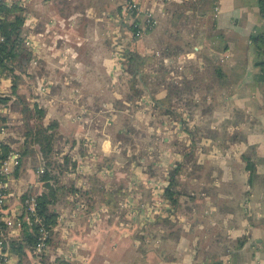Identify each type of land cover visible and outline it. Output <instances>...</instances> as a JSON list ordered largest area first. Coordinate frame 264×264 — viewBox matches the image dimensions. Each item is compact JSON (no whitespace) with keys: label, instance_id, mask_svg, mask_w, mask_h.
<instances>
[{"label":"crops","instance_id":"crops-1","mask_svg":"<svg viewBox=\"0 0 264 264\" xmlns=\"http://www.w3.org/2000/svg\"><path fill=\"white\" fill-rule=\"evenodd\" d=\"M121 1L3 0L22 7V33L31 38L28 73L39 67L43 77L56 83L57 98L77 89L81 99L93 105L94 100L106 97L102 89L108 85L111 69H122L110 42L114 32L130 30L121 14ZM149 5L157 15V25L145 33L146 47L136 42L127 49L141 58L139 62L127 58L125 66L133 68L131 74L149 71L146 59L154 53L153 34L161 37L163 54L156 60L163 70L162 76L157 73L159 92L150 93L161 100H189V107L173 110L178 118L167 119L160 108L153 114L146 104L142 109V104L128 108L130 92L115 90L110 96L112 108L106 109L112 121L104 125L112 133H106L104 142L117 146L130 125L138 126L136 119H145L143 129H158L162 142L175 139L179 144H191L195 153L191 163L198 164L197 168L204 166V170L188 171L185 176L173 173L175 179L196 180L195 186L187 190L191 198L183 199L188 206L186 214L174 208L164 195L171 169L180 163L182 154L166 148L156 162H144L160 167L157 176L162 182L160 188L152 190L153 195L158 194L161 206L152 209L153 213L141 222L146 225L145 238L135 236L130 226L112 217L114 210L102 196L103 189L110 187L97 188L94 181L86 179L82 188H73L72 194L81 198L78 206L68 196L70 190L63 189L61 200L49 205L57 213L52 241L59 255L56 264L63 260L69 264H264V52L251 40L260 28L259 1L154 0ZM166 32L173 33V42L167 40ZM170 47L172 53H166ZM115 72L122 74V70ZM10 80L7 76L3 82ZM197 82L206 83L204 90L193 87L178 95L168 90L170 84ZM151 94L146 95L149 103H153ZM66 111L61 103L47 107L46 114L67 125ZM156 115L161 116L157 119L159 125L152 124ZM180 117L185 124L180 123ZM201 123L211 134L192 137L190 128ZM90 134L93 129L88 127L84 138L89 140ZM90 140L89 144L81 143L84 159L93 158L86 152L87 146L95 149L101 144L99 138ZM110 152L102 153L107 154L108 163L116 149ZM144 168L143 174L148 175ZM87 175L92 178V172ZM99 175L93 172V180L97 176L102 179ZM23 177L15 178L16 191L22 198L28 192L38 197L42 192L36 173L29 174L26 187L21 186ZM168 213L173 219L170 226L153 221V215ZM204 227L219 228L213 242L209 233L202 232ZM20 242L24 244L20 238L13 243ZM12 253L15 260L11 264L28 262L26 253L16 249Z\"/></svg>","mask_w":264,"mask_h":264},{"label":"rangeland","instance_id":"rangeland-1","mask_svg":"<svg viewBox=\"0 0 264 264\" xmlns=\"http://www.w3.org/2000/svg\"><path fill=\"white\" fill-rule=\"evenodd\" d=\"M134 1L138 2L139 7L142 10L139 11L138 14L131 12L128 7V0H122L120 2L123 20L128 24L127 27L130 30L126 33L122 32L121 34L114 32V35L110 37V42H112L113 46V55L116 56V58L118 56L117 60L122 64V69H119L122 70V74H116L115 71H119L117 68L115 71V68L111 69L113 71V75L110 73L108 85H105L102 89L104 90L102 93L106 96L104 99L101 98L94 100L95 104L93 105L85 100H82L80 96L81 93L77 89H73V91L70 90L66 93V95H63V98H57L58 96L56 93L58 87L56 86V83L50 80L51 78L47 79L46 77H43L40 68L36 67L37 70L35 69L32 74L27 71L24 75V79L18 83L17 88L20 90V93H22L21 96L13 90L12 78L7 82V84L3 82L4 77H7L3 74L4 77L2 85L5 95L3 94V97H1V102L5 107V115L3 119H5L7 123L6 140H9L10 145L14 147L13 149L19 150L21 153V162L15 171L16 177L20 176L22 178L25 176L23 177L24 184L21 186L26 187L27 182L30 180V173L35 174L38 167L47 168V166L50 167L52 173L54 172L57 175L54 179H48L51 183L55 184L57 194L55 201H58V199L61 200V197H63L61 196L63 189H69L71 194H68V196L72 201L75 200L74 204L76 206L80 205L81 198L79 196L75 197L72 192L74 191L73 188H79L80 186L82 188L86 179H89L91 182L94 181V185H96L97 188L103 189L104 186H108L110 187L109 190L114 189V193H108V191H105L102 196H105L106 198L111 197L110 205L114 210L112 211V217L128 227L130 226L134 231L135 236H137V234L143 232L146 227L144 224L145 222L141 223L145 220L144 218H146V216H148L151 212L153 213L152 209H156L161 206L158 194H152V190L160 188L162 184L157 176L160 173V167L158 169L156 163L144 164V162L149 159L156 162L160 157H162V151H164V149L175 148L180 154H182V160L179 163L177 172H181L185 176V172L197 170L201 171L204 170V166L197 168V166H199L198 164L194 162L191 163V160L195 155L193 150L194 148L191 144L186 145L183 141L179 144V142H176L175 139L173 142L171 140L167 143L162 142L160 137L162 134L158 131V129L144 130L142 124L145 119H136L138 128L130 125L127 131L128 133L123 136L121 135L120 143L117 146H113L111 144L107 145L106 141L104 142L107 137L106 133H112V131L108 132V130H105L106 128L104 125H106L107 122L112 121V117L109 116V114H106V109H109V106L112 108V99L110 96L113 92H115V90H119L120 92H130L131 98L128 99V102H130L128 108L130 109L133 108L134 105L136 106L137 104H142V106L140 105L141 109L148 107V109L150 108L149 111L155 114L159 108V106L154 102L152 103L150 101L149 103L146 95L147 93L151 94L150 92L152 91L159 92L156 88V85L159 82L157 73L162 76L163 70H161V68L159 69L156 60L163 54L161 50L163 40L161 37L157 38L156 34H153L154 44L151 46V49L154 53H151L153 56H148L146 59L147 69H149V71H145L143 73L141 72V74H139V72L137 74H131L133 68L128 67L127 69L125 66L126 59L128 58L127 49L136 42L142 44L143 47H146L145 33L147 31L150 32L154 30L158 21L157 15L154 13V9L149 5L150 3H153L154 0ZM3 13L6 15L8 14V11L4 10ZM148 14H150V18L154 19V23L152 26L143 29L145 17L149 16ZM136 18L139 21L141 29L139 32L133 30V27H135L133 26V22ZM130 26H132V28ZM165 34L168 38L167 40L173 42V33L166 32ZM22 36L23 46L28 48L31 38L28 33H26V35L25 33H22ZM172 50L173 47H170L169 50H165V52L172 53ZM131 60L133 61V59ZM168 73L173 72L168 70ZM33 75L41 77V79L35 80V77L32 78ZM115 77H119V79L114 81ZM205 85V82H197L195 84L182 83L179 86L170 84V86H168V90L171 91L172 95H178L179 93L183 94L190 91L193 87H198V89L204 90ZM142 97L143 100L140 103ZM173 97L176 98V96ZM61 103L65 104L67 108L64 115L68 120L67 125L64 123L61 124L57 118H52L53 116L49 117L46 114L47 107L49 108L52 105L56 106ZM189 103L190 101L186 99L178 100V98H171L170 100L164 101V106L161 107V109L167 107L169 109L174 108L173 110L177 111L184 110L185 107H189ZM25 104L31 108L30 111L27 110V112L24 110ZM144 104H146V107L143 106ZM204 106L205 105H203V108L205 110ZM39 108H41L42 111H40ZM169 111L167 110L164 112L166 115L165 118H178L176 111ZM160 118L161 116L156 115L152 124L156 123L159 125L157 119ZM181 118L182 117H180V123ZM69 123H73L71 128L69 127ZM40 126H49L51 130H54L52 150L50 151L48 157H44V154L40 151V144L35 141V135H27L30 127H33V131L37 133V128ZM88 127L93 129V135H89L90 139H93V137L96 139L99 138V140H101V144H98V148L95 147V149L86 145L88 147V151L86 152L91 154L93 158L89 157L90 159H84L82 157L83 154L81 155V143L86 141L85 143L89 144V141H91L90 139L87 140L84 138ZM79 130H81V132L76 133V131ZM75 133L77 134V137L74 136ZM188 133L192 137L197 136L198 138L199 135L204 136L206 134H211L210 130H208L207 126L203 123L199 126L190 128ZM25 143L28 145L26 147L27 153L23 154L22 152ZM124 148L127 153L124 152ZM113 149H116V152L110 155L112 157H110V162L108 163V159L105 158L107 156H104L107 154L102 153L110 152ZM48 161H50V165H48ZM143 166H145L144 169L147 170L146 173L148 175L143 174ZM89 172H92V178H88L87 174ZM93 172H96L97 174L99 173V176H101L102 179L97 176V178L93 180ZM44 173L45 171L42 172L41 175L43 176ZM15 175H12L13 179L11 176L10 181L15 179ZM38 178L39 180L37 179L36 182L40 191L43 192L47 190L48 188L44 185V179H41L39 175ZM176 181L177 188H179L182 193H186L191 186L194 187L196 182V180H190L188 177H178ZM16 185L17 184L15 182V186ZM185 197L187 196L182 197V206H186L183 204V199ZM188 202L189 200L187 203ZM182 206L178 207L180 211L188 214V206L187 208ZM200 218L203 217L200 216ZM55 219H57V214ZM53 223L54 225L56 224L55 222ZM162 223L169 226L171 225L170 223ZM201 230L203 233H209V236L213 237L212 242L214 241L215 236H217L216 234L219 233L218 227L213 229L204 227L201 228ZM25 231L27 233L29 232L27 228ZM29 234L30 233H28V235Z\"/></svg>","mask_w":264,"mask_h":264},{"label":"built area","instance_id":"built-area-1","mask_svg":"<svg viewBox=\"0 0 264 264\" xmlns=\"http://www.w3.org/2000/svg\"><path fill=\"white\" fill-rule=\"evenodd\" d=\"M259 1L260 27L264 33V0ZM128 7L131 12L138 14L142 11L138 2L128 0ZM0 12V20L2 18ZM145 17L144 28L152 26L154 19ZM136 31L139 32V21L136 18L133 22ZM6 40V35L0 29V45ZM3 72L0 71V264H11L15 260L13 251V242L18 238L24 241V251L28 262L24 264H52L58 259V254L54 252L52 240L56 230L53 222L48 220L45 213L41 212L38 205L37 193H29L22 198L21 192L16 191V180L10 181L11 176L21 162V153L13 149L9 140H6L7 123L4 118L5 107L1 102V97L5 95L2 85ZM46 168H37L38 175L42 179L41 173ZM12 176V179H13ZM16 178V175H15ZM39 180V178H38ZM21 197V198H20ZM34 235V240L28 242L26 236L28 233ZM24 253V255H25ZM21 256V258L24 257ZM19 259V257H18ZM55 260V262H54Z\"/></svg>","mask_w":264,"mask_h":264},{"label":"trees","instance_id":"trees-1","mask_svg":"<svg viewBox=\"0 0 264 264\" xmlns=\"http://www.w3.org/2000/svg\"><path fill=\"white\" fill-rule=\"evenodd\" d=\"M7 10L8 14H4L3 11ZM22 7L13 4L9 5L3 2V0H0V12L3 14L2 18L0 20V29L2 32L6 35V40L0 45V71L3 72L6 76H11L13 80V90L18 93V95H22L20 93V90L17 88L18 83L24 79V75L28 71L29 62L32 58V52L30 49L23 46V36H22V25L24 23V16L21 13ZM133 30H136V27H133ZM251 40L258 43V46L260 47L261 52H264V33L261 30V27L256 30V32L251 36ZM128 59L136 60L137 62L140 61L141 56L135 52V51H128L127 52ZM264 72V67H262ZM151 99L153 102L159 106L160 110L164 113L167 110L173 111V109L165 108L161 109V107L164 106L165 100H170V98L166 99H159L156 95L151 94ZM174 107V106H173ZM24 110H31L29 106L25 104ZM40 111H42L41 108H39ZM169 111V112H170ZM28 112V111H27ZM182 123L185 124V119L182 117L181 119ZM30 123V122H28ZM35 135V141L40 144V151L44 154V157H48L50 151L52 150V141L54 137V130H51L49 126H40L37 128V133L33 131V127H30L29 131L27 132V135ZM27 143L24 144L23 148V154L27 153ZM50 165V161H48ZM179 167V163H177L174 167L171 169L170 173V179L165 186L164 189V195L167 199V201L174 207L178 208L182 206V197L187 196L185 198H191L189 193H182L180 192L179 188H177V181L174 178L173 173H176ZM57 176L54 172L52 173L50 170V167L47 166L44 175L42 178L45 181V186L48 188L47 190L43 191L38 196V205L41 210V212L45 213L48 217V220L50 222H55V216L56 212L51 210L49 205L55 201L57 194H56V188L55 184L51 183L48 179H54V177ZM56 180V179H55ZM105 187V186H104ZM104 192L108 191V193H114V190H109L104 188ZM105 197V196H104ZM107 203L111 204V197L106 198ZM115 205V204H114ZM184 208H187V206H182ZM171 214L168 213L166 215H154L153 221H161L164 223H170L173 222ZM145 230L144 228L143 232L138 233L137 236L139 238H145ZM28 242H32L34 240V235H27L26 236ZM13 248L19 251L21 254H24V244L22 242L15 244L13 243ZM52 264H56L52 263ZM57 264H69L68 261H61Z\"/></svg>","mask_w":264,"mask_h":264}]
</instances>
